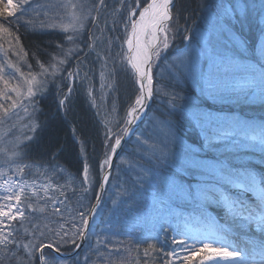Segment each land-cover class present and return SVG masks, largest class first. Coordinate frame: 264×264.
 <instances>
[{
    "label": "snow or ice",
    "instance_id": "obj_1",
    "mask_svg": "<svg viewBox=\"0 0 264 264\" xmlns=\"http://www.w3.org/2000/svg\"><path fill=\"white\" fill-rule=\"evenodd\" d=\"M34 3H37V0H15V2L7 0V3H0V16L4 17L0 20V33L13 36L15 30L9 18H15L17 24L24 27L25 31H29L31 21L28 15L29 10L32 9L38 14L44 11L46 14V5L37 3V7L33 8ZM107 7L106 0H99L98 4H92L87 15L82 13L80 16H75L71 32L67 27L63 28L62 31L66 34L65 40L57 43L52 51L37 46L33 58L36 60V67L39 68V75L43 77L42 80L38 81L37 76L32 75L33 65L29 64L31 78L24 80V84L18 81L16 85H11L10 81L14 77L9 76L5 79L6 69L0 66V83L4 84L3 89L0 90V99L4 101L0 104V111L3 113L0 122L6 123L19 117L21 108L27 112L25 101L31 106L32 112H36L35 98L38 95L48 94L51 86L57 84V80L60 82V87L57 90L54 116L59 117L61 111L65 116L68 114L70 97L81 72L84 73L83 79L80 80L83 84L91 71L82 66V59L88 61L97 48V37L94 34L89 33L87 40L84 39L86 25L92 23L98 27L103 10ZM260 7L264 10V2ZM217 8L218 11L213 17V31H222L225 26L231 31H236L232 23L235 20L242 34L243 26L250 13L247 0H229L228 5H218ZM6 10L7 15L4 16ZM174 11H176L175 16ZM92 12L96 14L92 15ZM187 19L189 17L185 18V31H188ZM118 22L123 24L124 32L127 34L123 44L127 46V60L131 68L135 70L139 88L129 97L122 116L118 109L113 108L118 118L104 128L103 151L97 152L91 163L87 162V157L85 158L78 189L74 185L73 195L65 194L63 200L49 197L52 201V211L60 218L56 221V226L42 230L39 224L33 225L30 222L22 201L25 186L21 181L9 175L0 182V189L3 190L0 192V264H69V261L71 264H81L80 250L85 246L87 252L83 255L82 264H95L91 261V255L102 253L109 242L107 239L101 240L98 234L96 245L91 243L92 224L104 202V193L108 191L107 185L112 181V170L115 168L119 171L116 161L122 154L128 153L126 145L135 144L139 148L142 142L148 139L144 136L143 130L139 133L137 131L146 119L152 121L154 135L158 140H162L163 151L152 168H146L139 163L143 159L142 156L136 158L134 168L138 171L135 173L134 183L144 187L147 180L154 181L159 189L160 209L165 211L170 219L174 217L176 223L161 225L163 244L158 238L155 243H148L144 249L145 257H148L151 250L153 254L163 257L162 260L158 258L157 264H253L248 259L247 249L235 246L237 242L235 238L239 234L237 230L242 231L246 226L248 230L257 234L261 253L264 254V174L258 176L252 170L254 165L238 152L221 153L220 157L215 158L214 164L199 160L174 137L173 118L177 111L192 112L196 125L201 129L203 144L209 147L220 144L229 146L230 140L231 146L258 148L261 165H264V125H261L255 135L244 134L237 138L235 129L246 128L248 122H237L235 125L226 127L223 122L214 119L210 114L196 113L185 104H181L178 108L175 94L171 95L167 105H163V111L157 110L154 118L149 117L151 104L160 95L154 88L153 60H160L162 54L170 48L169 33L178 35L180 31L177 0H151V2L120 0V11L112 20L111 29L108 27V17L104 16V27L100 29L101 33L116 31ZM47 27L49 26L41 24L42 30ZM31 30L35 31L34 28ZM183 38L189 39L186 35ZM14 39L17 45H21L18 34ZM107 43L109 48L114 46V41L111 39ZM259 51L264 54V46ZM21 53L25 57L28 56L23 46L19 51L12 52L17 57ZM96 54L97 59L92 63L100 62V53ZM197 55L193 50L187 58L186 67L188 73L201 85V90L207 95L215 97L225 93H235L237 86L242 85L240 90L244 92L246 98L264 102V64L258 66L254 63L239 62L228 51L212 48L208 54L210 70L204 73L196 64ZM104 59L106 64L108 57ZM73 60L76 61L75 70H70ZM7 68L14 69L15 73L24 78L20 67L12 62L7 63ZM25 85L26 90H22ZM248 92H251V97L247 96ZM89 95H94V91ZM92 107L97 105L93 104ZM27 119L32 120L33 117L29 115ZM43 127L45 125L38 123L29 125L33 135H25L24 142L16 143L12 147L13 157L6 163H15L18 166L15 169L9 168V173L23 174L25 172L28 165L22 164V161L31 158L32 144L38 139L35 133ZM229 128L232 130L229 131ZM76 135L77 132L74 130V146H78ZM257 140L258 144L253 143ZM79 143L84 145V150L87 152V141L82 140ZM169 143L175 146L172 151L167 149ZM63 151V146L49 147L44 156L50 159H44L41 162L48 164L58 176L60 175L58 160ZM128 154L135 157L134 152ZM189 169L197 170L201 176L195 187L191 184L177 183L172 174V170L179 173ZM150 172L151 175H149ZM90 173L96 178L89 179ZM4 176L5 173L0 172V177ZM44 190L49 191L47 185H44ZM77 191L81 193L82 199L78 201L79 206L70 214L69 221L64 218L67 207H61V204L66 205ZM93 198L96 203H92ZM85 200L88 202L84 203ZM112 204L117 205V200L112 199ZM184 206L191 208L187 216L178 211ZM213 206L222 213L219 220L209 214ZM27 207L32 213L46 211V207H37L31 203ZM169 230L173 233L171 247H167ZM113 251L119 250L109 248L110 253Z\"/></svg>",
    "mask_w": 264,
    "mask_h": 264
},
{
    "label": "rangeland",
    "instance_id": "obj_2",
    "mask_svg": "<svg viewBox=\"0 0 264 264\" xmlns=\"http://www.w3.org/2000/svg\"><path fill=\"white\" fill-rule=\"evenodd\" d=\"M97 0H37V3L40 5H46V14L44 11H41L39 14L37 12H34L32 9L29 10V16L31 19H40V20H34V25H37L35 27V30L42 31L43 33H46L47 30L49 31H59L61 32L63 28L67 27L69 32L72 30V23L73 18L75 16H80L82 13L84 15H87L89 13V10L93 3H96ZM226 1V0H225ZM228 1V0H227ZM15 2V0H14ZM134 2V0H133ZM264 2V0H247V3L250 7V13L249 18L245 22L243 29H242V37H239V34L231 31L227 26L222 31H213V17L214 14H216L212 9L217 8L219 4H213L210 9H204L205 10V17L203 16V23L201 26L196 28L194 33V37L189 34L188 40L181 41L180 35L176 36V41L174 42L171 38L172 32L169 33V44L170 48L162 54V57L160 60H153V72H154V88L155 90L160 94L156 97L155 104H159L157 107H154L151 105V110L149 111V117L154 118V113L157 110H162V102L165 99H169L171 95L173 94V89L170 87V83L173 79H177V83L180 84V78H178L179 71L181 70L184 72H187V77H190V74L188 73L186 63L187 58L191 55L193 50L198 54L196 56V64L199 68L202 66L207 65L206 69L203 70L204 73H207L210 70V62H209V52L212 50L214 45H218L219 50L228 51L232 55L236 57V59L239 62L243 63H254L259 65L264 64V54L260 53V48L264 46V35H262V30H264V10L261 9L260 5ZM0 3H7V0H0ZM37 3L33 4V8L37 7ZM112 8L113 10H103V14L101 16V23L100 25L94 26L92 23H87V31L84 33L86 35V40L88 38L89 33L94 34L97 37V48L96 52H93L90 59L88 61H83L82 57V66L87 70L90 69L88 74V79L83 83V89L80 91L79 97L84 98L82 103H86L85 105L93 111V113H97L96 116L99 117L100 123V140H101V149H102V141L104 139V128L105 126H110L111 122H114L118 117L116 111H113V108L119 110L120 115H123L124 110L126 109L129 101L128 98L121 99L120 95L127 93L129 94L130 91L126 89V84L124 83V79L129 78L131 81L133 80V75L131 74L132 71L127 64L123 61V54L126 51L127 52V46L123 44L124 38L121 40L119 39L120 33L124 31V26L122 23L118 22V26L116 31H104L101 33L100 29H103L104 27V16L108 17V27L111 29L112 27V20L116 18L117 13L120 11V0H112ZM83 5V8L81 6ZM221 5H225V2H222ZM226 6V5H225ZM115 9V10H114ZM92 15H95V12L91 13ZM4 15H7V10L5 11ZM174 15V12H173ZM258 15V16H255ZM257 17V18H255ZM3 18L0 17V20ZM15 19V18H11ZM46 24L49 27L41 29V24ZM233 23H236L235 20H233ZM13 25V24H12ZM188 25V22H187ZM239 27V24L236 23V27ZM179 27L184 29V24L180 23L179 21ZM238 28V29H239ZM15 31L18 30V27H13ZM256 29V33L261 34L260 37L259 46H256L255 52L251 55L250 59L245 58V55L241 53V51L245 50L243 48H237L241 46L240 44L245 41V39L248 38V36H255L252 33V30ZM14 31V32H15ZM185 32V30H184ZM240 32V31H239ZM244 34V35H243ZM223 35V36H222ZM66 34L62 31L61 39L62 41L65 40ZM174 36V35H173ZM222 36V37H221ZM245 36V37H244ZM15 36L13 35L10 37L7 33H0V66H4L6 69L5 73V79H8L9 76H13L14 79L10 81L11 85H16L19 81L20 84H24V80L30 79L29 76V69L28 65H33L32 68V75H36L38 81L42 80L43 77L39 75V68L36 67V60H28L27 57L21 53L19 57L12 54L14 51H19L21 46L17 45L15 43V39H13ZM221 37V39H220ZM111 39L114 41V46L112 48L108 47V40ZM259 39V38H257ZM190 42V43H189ZM173 45L174 48H171ZM56 46V45H55ZM87 51V49H85ZM97 52L100 53V62L99 63H92L93 61H96L97 59ZM122 53L121 55H118ZM105 57H108L107 63L105 64ZM47 59V57H46ZM167 59V60H166ZM12 62L17 67H20L21 72L24 73V78L22 79L19 74L14 72V69L7 68V63ZM74 61V60H73ZM76 61L72 62V68L70 70H75ZM66 75V73H65ZM239 75V74H238ZM84 77V73L81 72V76L79 80L76 82V88L73 91L75 94L77 93V86L80 84V80H82ZM51 79V77H49ZM117 80H123L122 84L125 85L123 92L120 89L116 92V81ZM179 80V81H178ZM130 81V82H131ZM82 84H80L81 86ZM79 86V87H80ZM103 86V87H102ZM242 85L237 86V91L235 93H225L223 95H217L215 97L209 96V100H207L205 103V106L207 108L214 107V109L219 110L218 112H215V114L211 115L214 119L219 120L225 124V126H231L235 125L237 122L244 123L248 122L247 127L244 129H235L237 132V137L243 136V134H247L249 136L255 135L261 125L258 120L257 122H251V121H240L241 118L235 117L234 114H230L228 111L231 107L236 108V105L241 102V100L244 101H250L253 103H260L261 101L259 99H251L246 98L243 91L240 90ZM4 87L3 83H0V90H2ZM60 87V82L57 80V84L53 86V91L57 93L58 88ZM133 88V86H131ZM113 88H115V91H113ZM175 88V87H174ZM26 90V85L24 86V89ZM52 90V89H51ZM126 90V91H125ZM134 90V89H133ZM171 90V91H170ZM66 91V89H65ZM94 91V95H89L90 92ZM72 93V94H73ZM14 95V94H13ZM56 94L52 93V96H55ZM185 96L187 98V94L185 93ZM248 97H251V92L247 93ZM125 97V96H124ZM36 99V98H35ZM128 100V101H126ZM37 103H39V100H36ZM4 101L0 99V104H3ZM10 103V102H9ZM25 106L28 108V111L25 112L23 108L19 109V117L13 118L12 120L4 123L0 122V172L5 173L4 177H0V182L4 178H8L9 175H11L13 178L21 181L25 186V192L22 193V201L24 204L25 212L28 213V204L31 203L37 207H46V211L44 213L36 212V216L38 217L37 222L40 220L43 223L44 221H48L46 225H49L50 227L56 226V221L60 218L56 216V214L52 211L51 208V200L57 199V193L68 190L67 182L69 181H76L74 178H71V175L67 173L62 167L60 170V175L58 176L56 173H54L50 169L45 168H39L38 165L31 161V159H25L22 161V164H27L28 167L25 169V172L23 174L12 172L9 173V168L15 169L18 165L15 163H6L10 158L13 157L12 153V147L19 142H24L23 138L25 135H33V133L29 129V125H34L35 121L34 119L28 120L27 117L31 115L34 116V113L32 112V108L30 105L24 102ZM36 103V105H37ZM179 103V102H178ZM93 104H96L97 107H92ZM179 104H186L179 103ZM7 106V105H5ZM232 108V109H234ZM90 110V112H91ZM85 111V110H84ZM225 111V112H224ZM63 112V111H62ZM87 114V113H86ZM91 114V113H89ZM208 114V113H207ZM236 114H242L236 113ZM92 115V114H91ZM3 113L0 111V120H2ZM65 116V115H64ZM98 120V119H97ZM158 123V122H157ZM142 125V124H141ZM140 125V126H141ZM143 130L144 136L148 137V140H144L142 142V147L139 148L136 147L135 144H129L128 153H135V157L132 155H129L128 153H125L121 155V158L116 161V163L120 166L122 163L127 166H134L137 162L136 158L143 157L145 160L150 162V164L153 166V163L149 160L151 154L147 151H144L143 143H147L148 147L151 146H159L162 143V140L154 139L157 138L154 133L155 129L153 127V123L151 120L146 119L145 123L142 125L140 129H138V133ZM229 131L232 129L229 128ZM202 135V132H201ZM154 136V137H153ZM153 137V138H152ZM175 137V135H174ZM152 138V139H151ZM37 142V141H36ZM255 142V141H254ZM253 142V143H254ZM259 142V141H258ZM171 145V148L168 147ZM184 148L188 149L187 145H183L180 143ZM168 148L171 150L174 149V145L172 143H169L167 145ZM193 149L195 154L199 160L205 161L208 164H214L215 158L220 157V154L218 153H227L229 151L231 152H238L241 154V156L247 160H249L251 163H259V159L256 156L255 153L256 150H248L245 147L242 146H231V141L229 140V146H226L225 144H220L215 147H209L205 144V150L210 151L212 153H209L208 155H212L211 159H208L206 157L198 156L199 152L197 148L194 146H190L189 150ZM188 150V151H189ZM103 151V149H102ZM146 168H149L144 166ZM173 171V170H172ZM192 173V180L194 182V185L196 186V182L201 179V176L199 172L195 169L188 170ZM53 172V173H52ZM184 172V171H182ZM47 173V174H45ZM118 170L113 169L111 172V176H113L112 181L118 178ZM174 175V178L177 183H183L184 185H188L183 179L182 176L179 173H176L175 171L172 172ZM54 175L61 177L67 181L56 184L51 182L52 177ZM192 182V181H191ZM117 185H119L121 182L117 181ZM44 185H47L49 188L48 192H45ZM79 186V184H78ZM78 189V188H77ZM98 190V189H97ZM3 190L0 189V192ZM152 195V199L149 200V204L154 207V209L161 211V216L164 213V217L167 215V224L165 220H163V217L160 218V221H162L163 225H168L169 223L172 224V219L169 218L168 214L161 210L159 207V196L158 192H150ZM61 199V198H58ZM62 198L61 200H63ZM65 206V204H61V207ZM215 211H209V214L213 215L212 217L217 219L215 215H219L220 218L222 217V213L220 210L216 209V207H213ZM70 210L67 209V211L64 213V218L67 220H71ZM30 215L31 214H27ZM222 222V221H221ZM96 221L92 224V229L94 228ZM43 225V224H42ZM45 225V230H47ZM42 230H44L43 226H40ZM48 227V228H50ZM250 234H254L253 231H250ZM173 233H171V236ZM171 236L168 241L169 247H171ZM101 240H103V236L99 237ZM236 239V247L244 248L242 246V242L239 241V239ZM254 249V248H253ZM259 250V251H257ZM83 251V250H82ZM137 249L132 248L131 253H135ZM83 255L84 253H81V261H83ZM257 257V258H256ZM163 257L161 256V260ZM249 261L253 262V264H264V254L261 253V248L254 249V253H251V255L248 254ZM69 264H71V261H69Z\"/></svg>",
    "mask_w": 264,
    "mask_h": 264
},
{
    "label": "trees",
    "instance_id": "obj_3",
    "mask_svg": "<svg viewBox=\"0 0 264 264\" xmlns=\"http://www.w3.org/2000/svg\"><path fill=\"white\" fill-rule=\"evenodd\" d=\"M98 1L99 0L96 1L97 4L99 3ZM216 1L217 0H177L180 23H182V25H185V18L189 17V19H187L188 31L184 32V29L180 28L179 35L181 37V41H184L183 37L185 35L189 36V34H191L194 37L193 31H195L196 28H198L202 23V17H205L204 9H207V7L210 8L213 4L216 5L220 3L221 5L222 2H225V5H228L229 3V0H219L218 3H216ZM106 4L108 5L107 8H109V10H113L112 4L109 0ZM212 10L217 13L218 8H213ZM175 15L176 11H174V16ZM11 20L13 27H18V30L15 31L13 35L15 36L18 34L20 36V46H23L24 51L28 53V60L33 59V54L36 52L37 46H39L41 49L52 51V49L55 48V45L62 41L60 40L62 31L59 32L47 30L46 33H43L42 31L31 30V28L35 29V27L37 26L33 24L35 22L34 20L40 19H31L29 31H25V28L17 24L15 19ZM233 25H235L236 27L235 23H233ZM234 32L241 34L237 27L236 31ZM124 33L125 32L123 31L122 34H119V39H123L122 36H124ZM173 35L174 34H171V38L175 42L176 36ZM84 37L86 38V35H84ZM171 48H174L173 45L171 46ZM213 48H218V45H214ZM44 59H46V57H44ZM123 61L125 63V52L123 54ZM72 62H75V60ZM178 71L180 84L177 83V79H173L171 82L174 83H170V87L173 89L172 93L177 96L176 104L178 108L181 105L179 103H183L184 99V103H186L185 105H187V107L190 109H194L196 113H208L210 115H213L215 114V112H218L219 110L214 109V107L207 108L205 106L204 102L209 100V97L201 90V85L198 84L195 79L192 80L190 77L188 79L187 72H181V70ZM115 81L116 92L120 89L123 92L125 86L122 84L123 80L115 79ZM130 81L131 80L129 78L124 79L126 89L129 90L130 93H124L120 95L121 99L125 100L129 95L132 96L133 92L138 90L136 87L134 75L133 80L131 82ZM80 84H78L77 86V93L75 94L74 92L70 97L69 112L66 116H64V113L62 111L59 117L54 116L57 105V93L53 91V86H51L52 90L48 94L38 95L36 97V100H39V103H37L36 105L37 110L36 112H34L33 119L35 121V124L38 123L40 125H45V127L39 129L35 133V136L38 139L37 142H34L32 144L31 158L29 159H31L33 163L35 162L38 167L40 166L39 168L42 167L45 169H50L48 164L41 163L44 159H50V157L44 156L45 151L49 147L63 146L64 151L63 154L59 157L58 163L60 164V168L62 167L67 173L71 175V178H74L76 181L72 180L67 182L68 185H66V187L68 186V190L61 191L57 193V196H54L61 199L64 198L65 194H67L68 196L73 195L74 185L78 188V184H80V181L82 179L81 170L85 158L87 157V162L91 163V160L94 159L96 153L102 152L100 146L101 121L99 122L98 116L95 117L97 113H93L91 109L90 112L89 108L85 105L86 103H82L84 98H80L79 94L83 89V84L81 86ZM131 86H133V88ZM52 93L56 95L52 96ZM185 93L187 94V98L185 96ZM156 100L157 99L152 102V105L154 107H157L159 105L158 103L155 104ZM168 100L169 99L163 100L162 106L167 105ZM232 108L234 107H231L230 110L233 111L228 112H241L243 114L242 117H247L250 119L261 118L262 121H264V102L262 101L256 104L250 101L241 100V102L236 105L235 109ZM163 110L164 108L160 111ZM235 110H237L238 112ZM89 113H91L92 115ZM173 124L174 135L175 138L179 140V143L187 145L188 150L190 146H194L195 148H197L199 152L198 156L206 157L208 159L212 158L210 157L212 155H208L212 152L205 150V144H203L202 141L201 129L196 125L192 112H189L187 110L183 112L177 111L175 117L173 118ZM74 130H76L77 132L76 141L78 143V146H74L73 144ZM82 140L87 141V152H85L84 150V145L79 143ZM143 147L147 149L148 153L151 154L149 160L153 163L154 166L155 160L161 156L163 148L161 147V145L148 147L147 143H143ZM168 147L171 148V145H169ZM168 147V151H172ZM126 148L129 149V144L126 145ZM193 152L194 150L190 148L189 153L193 154ZM218 154L221 155V153ZM256 156L259 159V163L253 162L252 164L255 165L256 168H258L257 170L260 171L261 169L262 171L263 165H261L260 163V155L257 154ZM139 163L143 166L147 165V167L149 168L153 167L150 162H148L144 158L140 160ZM119 164L121 165L119 166L118 178L111 181V183L109 184L108 191H106L104 202L102 203L97 213L96 223L92 231L91 243L94 246L96 245L97 235L99 234V237L103 236V240H108V247L103 249L102 253L98 255H91L89 253V255H91V261L95 262V264H157L158 258L161 260V255L153 254L151 250H149L148 257H145L144 249L147 247L148 243H155L157 238L160 240L161 244H163L164 241V236L161 233V225H163L162 221L164 220V213L161 216V211L154 209V207L149 204V200L152 199V195L150 194V192L154 191L159 193V189L158 187H156L155 182L152 180H147L144 187H141L138 183H134L135 173L138 171V169H135L134 166H127L122 163ZM179 174L187 184H191L193 185V187H195L191 177L192 173L190 171H181L179 172ZM149 175H151V172L149 173ZM95 178L96 176L90 173L89 179ZM65 181L67 180L54 175L51 182L59 184ZM117 181H120L121 183L117 185ZM89 195L91 196V193H89ZM81 199L82 195L79 191H77L76 195L66 203L65 206L70 210V213H72L74 209L79 206L78 201ZM112 199L117 200V205L114 206L112 204ZM93 200L94 198L92 199V202ZM87 202V200L84 201V203ZM213 207L211 209L215 211ZM188 208L189 206H184L181 209H178V211H188ZM26 214H31V216H28L30 222L33 225L39 224L40 226H43L45 230V225L48 223V221L40 223L42 221L39 220L37 222V219H33V217H37L35 213L29 211ZM162 217L163 220L160 221V218ZM104 224H106V227L104 226V229H102L101 225L103 226ZM48 227L50 226L46 225L47 229ZM109 248L114 250L118 249L119 251H113L110 253ZM132 248L137 249V251L135 253H131ZM82 250L81 253L87 252V247L85 246ZM82 262L83 261H81V264Z\"/></svg>",
    "mask_w": 264,
    "mask_h": 264
},
{
    "label": "bare ground",
    "instance_id": "obj_4",
    "mask_svg": "<svg viewBox=\"0 0 264 264\" xmlns=\"http://www.w3.org/2000/svg\"><path fill=\"white\" fill-rule=\"evenodd\" d=\"M109 1L112 3V0H109ZM106 3H108V0H106ZM252 33H253V35L257 34L256 29L252 30ZM154 83H155V81H154ZM237 231L239 234L236 238L242 242V246H244V248L247 249V252L249 255H251V253H254V249H256L257 246H258V248H260V242L258 240L257 234H255V235L250 234V230H248L246 226L243 228L242 231L239 229ZM257 251H259V250H257Z\"/></svg>",
    "mask_w": 264,
    "mask_h": 264
},
{
    "label": "water",
    "instance_id": "obj_5",
    "mask_svg": "<svg viewBox=\"0 0 264 264\" xmlns=\"http://www.w3.org/2000/svg\"><path fill=\"white\" fill-rule=\"evenodd\" d=\"M135 72V71H134ZM93 203H96V201L94 200V202Z\"/></svg>",
    "mask_w": 264,
    "mask_h": 264
}]
</instances>
